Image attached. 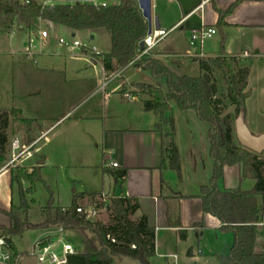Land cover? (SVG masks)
Here are the masks:
<instances>
[{
    "label": "crops",
    "instance_id": "0c3cea01",
    "mask_svg": "<svg viewBox=\"0 0 264 264\" xmlns=\"http://www.w3.org/2000/svg\"><path fill=\"white\" fill-rule=\"evenodd\" d=\"M236 2L152 0L153 18H158L160 29L172 32L151 55L161 59L178 74L187 76L191 70L200 75V59L240 57L242 65L251 70L248 89L252 95L246 103L245 123L253 135L262 136L264 126L259 119L264 116V0L241 3L226 19L227 25L218 27V11H228ZM201 29H216L217 34L206 45L191 46L192 33ZM25 31L19 28L17 32ZM86 34L91 41L101 36V33ZM48 47L43 46L35 61H31L32 70L24 68L26 71L21 75L20 91L32 94V109L29 112L34 113L22 118L35 121L36 125V122H51L45 132L38 131L41 134L33 139L28 148L33 151L39 141L56 132L57 126L64 120L74 119L70 128L63 132L69 139L62 143L66 145L71 141L78 145L76 150L67 153L68 156L95 163L94 167H90L84 162L81 168H95L98 187L100 184L97 190L76 194L74 201L77 200L79 207L84 203L91 205L103 194L109 199L116 191L139 202L140 209L131 220L137 222L146 217L150 228L155 231L156 253L149 264H220L217 257L229 254L234 238L232 234L220 231V221L203 211L199 198L202 187L208 184L213 172L208 127L193 111L181 112L175 104H171L165 117L173 119L174 128L162 124V128L158 129V116L145 111L141 100L130 101L122 93L126 83H141L137 80L140 74L148 73L136 69L133 64L120 71L106 72L102 63L88 54L80 59H68L69 51L64 54L55 50L45 53L44 48ZM23 51L24 48L19 53L11 54L17 66L30 64V60L23 57ZM246 54L248 58H242ZM113 66L116 67L115 64ZM95 69L96 74L91 73ZM120 73V77L114 79ZM151 81L147 85L154 84L152 76ZM5 110L23 113L17 106ZM41 111L50 112V115L40 116ZM54 113H58L57 116ZM76 115L78 117L73 118ZM195 127L200 130V137L191 130ZM173 131L180 157V173L162 166L164 147L170 141L167 135ZM50 159L49 155L45 156L35 166H39L41 161L46 165ZM112 163L118 164V167L112 168ZM122 171L127 172L126 180L116 186L114 173ZM5 172L11 176V171L7 169L0 170V175ZM255 185V180L242 177L239 166L225 168L222 189L250 191ZM90 194L97 195L95 201L89 198ZM59 207L68 209L72 206ZM9 225L10 220L2 226ZM39 231L42 233L37 241L57 242L63 235L77 252L83 251L88 239L84 235L86 232L82 231H65L63 234H60L59 228ZM78 240L83 241L82 244H74ZM14 243L18 253L23 256L20 264L35 260L27 256L28 252L18 249L16 239ZM256 254L264 255V219L258 225ZM34 262L32 264H38L36 260Z\"/></svg>",
    "mask_w": 264,
    "mask_h": 264
},
{
    "label": "trees",
    "instance_id": "16d2710c",
    "mask_svg": "<svg viewBox=\"0 0 264 264\" xmlns=\"http://www.w3.org/2000/svg\"><path fill=\"white\" fill-rule=\"evenodd\" d=\"M245 1L248 0H237L228 11H218V27L224 28L226 19ZM44 22L77 34L95 35L107 31L111 37L110 53L93 58L102 63L106 72L120 71L133 63L136 69L152 76L154 84H141L139 87L149 97L141 100L144 110L155 113L159 118L158 129L162 124L174 128L173 119L165 117L171 104L181 112L193 111L208 127L213 172L208 184L202 187L199 198L203 211L220 221V231L230 233L234 238L229 254L217 259L220 264H264V255L256 254L258 225L264 219V158L241 147L235 132L236 120L239 116L245 119L246 103L252 95L248 89L251 70L242 65L241 58L200 59V75L191 77L178 74L151 54L141 57L140 44L147 38L149 29L138 0H121L108 8L81 3L42 8L37 3L23 6L17 0H0V36L10 34L16 27L36 33ZM228 107L234 108V114H226ZM4 114L3 127L0 128V165L6 161L8 140L3 133L8 128V113ZM12 114H16L18 121L25 125L35 122L20 118L21 113L16 110H12ZM167 136L170 141L164 147L162 166L180 173L174 131ZM32 142L33 139L30 140ZM234 166L241 168L243 178L256 181L252 190L222 189L225 168ZM126 177V171L114 173L116 186ZM11 181L12 185L19 187V205L12 204L8 210L0 209V213L10 220L8 227L0 225V239L5 240L8 249L17 253L14 240L25 232L59 228L88 234L83 251L70 256L68 264H115L113 257H130L141 264H149L155 256V231L150 228L148 219L131 220L140 209L137 200L114 191L107 207L111 212L109 222L88 221L77 212V200L68 209L56 205L53 192L42 178L41 167L34 168L31 174L22 169L12 170ZM25 183L31 186L26 191L23 189ZM39 183L45 184L49 200L41 208L42 221L34 223L31 221V203L36 201L33 199L30 203L28 196L34 193ZM88 196L93 201L97 198L96 194Z\"/></svg>",
    "mask_w": 264,
    "mask_h": 264
},
{
    "label": "rangeland",
    "instance_id": "374dc122",
    "mask_svg": "<svg viewBox=\"0 0 264 264\" xmlns=\"http://www.w3.org/2000/svg\"><path fill=\"white\" fill-rule=\"evenodd\" d=\"M115 2H120L121 0H114ZM40 29H45L44 23H41ZM94 41H91L87 34H78V38L82 41L84 45H88L90 47H94L99 54L107 53L110 51L111 48V41H110V34L107 31L97 32L95 35H99ZM34 35L36 33L34 32ZM34 38L31 37L29 31H25L24 33L17 32L15 35H2L0 36V128L3 127V115L4 113H8L7 120H8V128L3 133L7 136V145L5 147V159L6 161L0 165V170H6L7 166L11 162V145L15 139L20 141L21 147L25 148L30 146V140L35 139L36 136L40 135L39 130H43L44 132L49 128L50 123L45 122H36L37 125L33 122L32 124L25 125L18 121L16 114H12V110L3 111L4 109L13 106H17L23 110V113L20 114V118L26 116H32L34 113L32 111L29 112V109H32V94L27 95L21 90V75L24 71L32 70V62L26 66H17L14 63L16 60L12 59V52L19 53L23 48H25V44L29 41V39ZM66 39L71 40L70 31L58 27L55 29L53 33L51 32L50 43L48 48H44L45 53L55 50V52H62L61 54L67 53V48H59L58 41L59 39ZM170 43V40H168ZM209 40L205 41V45ZM168 42L166 44H169ZM60 50V51H58ZM97 54V55H99ZM84 55L82 50L76 52V56H72L68 53V59H80ZM16 65V66H15ZM19 67V68H18ZM26 68V70H23ZM22 70V71H21ZM95 70H91V73H95ZM181 74V73H179ZM99 76V75H98ZM188 76L197 77L199 76L196 73H193L192 70ZM141 83H151V76L150 74H140L137 79ZM141 83H132L128 85L127 83L124 85L122 93L125 96L126 94H131L137 96L139 100H145L149 97L143 94L142 90L140 89L139 85ZM221 84V83H220ZM26 92V91H25ZM26 95V97H25ZM83 102V101H80ZM78 102V103H80ZM15 104V105H14ZM86 102H83L85 105ZM19 112V111H18ZM58 113H54V115ZM226 114H234V108L228 107ZM252 115H260L261 113H251ZM264 114V113H262ZM40 116H47L50 115V112L47 113L44 111L39 112ZM79 115V113H78ZM78 115L74 116L78 117ZM74 119L65 122L64 124H59L57 127L58 129L52 135H47L48 138L45 139L44 136L40 141L39 144L33 151H30L26 155H24L18 162L14 163L13 165L9 166L7 170H17L22 169L26 173L31 174L34 168H39L40 166H35L40 159L44 158L45 156H50V162L44 167H41V175L45 183L50 187L51 191L54 194L55 203L57 206H72L76 194H82L86 192V190H97L98 183H96V172L95 168H86L82 169L81 166L87 164L90 167H94L95 163L90 161H82L76 159L74 156H68L67 153L70 151H74L77 149V144H72L71 141L67 142L66 145L62 143L63 141L69 139V136H64L65 131H67L70 126L72 125ZM260 123H263L264 126V116L259 119ZM36 125V126H35ZM251 126V125H250ZM28 127H31L32 131H28ZM42 128V129H41ZM249 128V127H248ZM251 128V127H250ZM253 128V127H252ZM1 130V129H0ZM194 132L198 134L200 137V130L192 128ZM256 130V129H252ZM75 131V130H74ZM41 132V131H40ZM73 132V131H72ZM70 132V133H72ZM42 141V142H41ZM51 142V144H50ZM264 158V154H261ZM34 166V167H33ZM211 178V177H210ZM210 180V179H208ZM209 182V181H208ZM30 184L25 183L23 184V189L26 191L30 188ZM37 201L35 204H32V200ZM28 200L31 203V221L34 223H39L42 221V212L41 208L47 205L49 200V193L45 184L39 183L34 188V193L28 196ZM110 204V202H108ZM19 205V187L18 185H12L11 176L9 172H5L4 174L0 175V209L8 210L11 205ZM108 204V205H109ZM84 208L90 207V205L83 204ZM108 207V206H107ZM111 216V212L109 209L105 208L102 212L96 217L94 221H103L105 223L109 222ZM9 223V219L0 213V225H7ZM42 232L38 231H28L25 234L16 239V244L18 249L21 252H28L30 253L33 250L34 244L37 241V237ZM88 236L87 233L84 234ZM84 240V239H83ZM85 241V240H84ZM83 241L78 240L74 241V244L79 245L82 244ZM18 252V251H17ZM28 256V254H27ZM32 259V258H31ZM35 260L32 259V263Z\"/></svg>",
    "mask_w": 264,
    "mask_h": 264
},
{
    "label": "built area",
    "instance_id": "2783aa9c",
    "mask_svg": "<svg viewBox=\"0 0 264 264\" xmlns=\"http://www.w3.org/2000/svg\"><path fill=\"white\" fill-rule=\"evenodd\" d=\"M21 5L28 6L32 3H37L42 8L55 7L58 5H75L77 3L91 5L97 8H108L110 6H115L117 3L114 0H17ZM45 29H39L34 33L30 32L32 38L26 43L23 51V57L26 60H34L36 55L41 51L43 46L49 45L51 32L55 30V25L50 22H44ZM19 28H14L10 35H15ZM172 30H162L153 27L151 34H148L147 38L143 41L145 49L142 52L141 57L145 55H150L152 51L166 39ZM217 34L216 29H201L194 31L191 35V46H203L205 41L212 39ZM71 40L59 39L58 45L60 47L67 48L70 54H76V52L82 50L83 54H88L92 58L99 54L94 47L84 45L82 41L78 38V34L70 31ZM75 35V37H73ZM100 55V54H99ZM242 58H248V55H243ZM133 64V63H132ZM121 75L117 74L114 79L119 78ZM108 83L105 84L107 86ZM125 98L130 101H139L137 96L126 94ZM31 148H22L20 141L15 139L11 145V162L7 168L14 163L18 162L24 155L29 153ZM112 168H117L118 164L112 163L110 165ZM6 168V169H7ZM109 199L107 195H101L96 203H92L90 207L84 208L80 206L77 212L83 214L88 221H94L96 217L107 208ZM65 231L60 229V234ZM113 242H115L113 240ZM135 249V247H132ZM78 252L75 247L70 243L63 235H61L57 242L51 241H37L34 244L33 250L28 253V257L34 258L38 264H68L69 257L76 255ZM23 256L18 252H14L6 246L5 240L0 239V264H20Z\"/></svg>",
    "mask_w": 264,
    "mask_h": 264
},
{
    "label": "water",
    "instance_id": "95a60500",
    "mask_svg": "<svg viewBox=\"0 0 264 264\" xmlns=\"http://www.w3.org/2000/svg\"><path fill=\"white\" fill-rule=\"evenodd\" d=\"M139 8L142 11L143 17L146 19L148 24V34H151L153 29V24H155L156 29H160V23L158 18H153V7L152 0H138ZM21 31L24 28H20ZM75 37V35H73ZM145 45L142 42L140 44V51L143 52ZM236 139L239 145L257 154H264V135L255 136L252 134L250 129L245 123L243 116H239L235 123ZM44 161L39 163V166H43ZM115 264H141L138 260L130 257H113Z\"/></svg>",
    "mask_w": 264,
    "mask_h": 264
}]
</instances>
